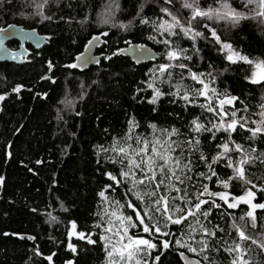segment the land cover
I'll use <instances>...</instances> for the list:
<instances>
[{
    "label": "trees",
    "instance_id": "16d2710c",
    "mask_svg": "<svg viewBox=\"0 0 264 264\" xmlns=\"http://www.w3.org/2000/svg\"><path fill=\"white\" fill-rule=\"evenodd\" d=\"M183 3L184 0H172L171 4L166 0H0V28L13 23L47 36L40 50L27 45L24 64L0 63V95L16 85L30 89L19 96L10 95L0 107V264H108L102 237L108 227L109 210L117 208L116 202L120 214L137 222L129 234L157 245L147 255L139 254L141 264H183L180 252L198 258L201 264H231L232 256L224 249L236 238L233 223L254 239L264 237V209L255 210L253 227L246 216L250 204L241 202L229 208L225 201L208 194L201 199L215 201L220 207L203 205L202 210L210 215L207 219L200 217V222L211 230L216 226L224 229L216 237L193 232L189 227L195 226L192 217L183 224L167 225L158 218L155 222L161 232L169 235L145 233L135 212L143 215L147 197L143 202L138 200L131 183L116 184L107 175L112 173L122 179L121 165L110 162L115 155L113 146L136 147V138L167 139L175 129L178 134L171 139L184 152L181 156L177 148L174 155L192 162L189 175L193 179L186 184L193 203L207 185L210 193H223L228 202H235L234 198L251 189L255 193L252 203L264 204V191H260L264 188V134L253 138L248 131L264 120V81L253 83L251 79L255 64L264 63V16H257L256 5H246V0H196L202 10L227 3L230 10L245 18L233 23L230 19L200 17L189 24L191 10L183 8ZM163 8L172 15L163 13ZM172 16L184 28L190 27L189 35L181 28L174 29L176 35L158 30L160 23L172 22ZM213 29L219 41L211 35ZM93 36L101 38L96 50L103 55L100 61L86 70L69 67ZM165 40L170 43L165 44ZM131 43L150 46L159 58L133 63L118 53ZM224 44L231 48H224ZM8 46L17 48L18 42L11 41ZM172 50L180 53L179 59H168ZM228 54L235 58L229 60ZM166 64L173 67L161 73L160 66ZM178 64L186 67H176ZM50 65L49 79L39 81ZM191 73L198 79L193 80ZM199 80L208 85L214 108L217 100L236 96L234 107H224L227 115L223 120L225 124L233 118L246 121L243 128L238 125L237 131L231 133L230 144L233 148L239 144L244 151L229 155L234 164L245 151L252 157V162L244 165L250 184L234 177L227 159L212 165L216 175L211 180L199 175L210 174L208 164L221 151L217 146L229 137L223 130H213L215 138L212 133L191 130L193 120L207 128L221 123L219 115L207 111L205 99L196 95L202 87ZM157 90L162 95L153 103ZM185 93L191 103L181 98ZM193 138L200 144L189 151L187 141ZM201 154L208 158L207 163L199 159ZM222 181H228L227 188ZM139 190L143 192V186ZM129 203L134 207H128ZM145 222L150 226L153 223L147 218ZM73 224L76 236L70 234ZM80 233L95 243L81 239ZM202 239L208 242L203 253L190 252L182 246L190 244L199 249L197 241ZM165 240L169 242L167 249L163 248ZM245 258L249 264H264V251L252 245Z\"/></svg>",
    "mask_w": 264,
    "mask_h": 264
},
{
    "label": "snow or ice",
    "instance_id": "6c2138e0",
    "mask_svg": "<svg viewBox=\"0 0 264 264\" xmlns=\"http://www.w3.org/2000/svg\"><path fill=\"white\" fill-rule=\"evenodd\" d=\"M166 3L171 4L172 0H166ZM256 5V15L264 16V0H246V5ZM183 8L191 10V21H195L200 17H206L208 19H230L233 23H237L240 19L245 18L242 13H237L234 10H230V6L227 3L221 5L220 8H209L208 10H202L196 4V0H184L182 5ZM163 13L171 16L172 13L169 12L168 8L161 9ZM207 27V26H205ZM181 28L185 35L190 34V27L184 28L181 25L180 21L172 16V22L164 21L159 24L158 30L162 29L164 32L169 33L170 35H176L174 29ZM4 31V30H0ZM195 35H200V33H195ZM211 35L219 41V37L216 35L215 30L211 31ZM98 39V38H94ZM165 44L170 42L165 40ZM93 41H90L91 45ZM3 44V39L0 38V45ZM224 48L230 49L231 46L228 44L223 45ZM169 60H177L180 58V53L172 50L168 52ZM238 59L246 60V57L237 56ZM78 61L82 63L87 62V58L83 55L77 58ZM190 59V57H188ZM229 60H233V56L230 54L228 56ZM234 62V61H233ZM252 63L251 61H248ZM78 64L69 65V67L76 68ZM179 68H185L186 65L178 64L175 65ZM51 67V65H50ZM173 67L171 64L161 65L159 71L164 73L168 68ZM256 72L253 73V83H259L264 81V63L258 62L255 64ZM191 78L197 80L198 77L195 73H191ZM199 83L203 85V88L196 92L198 96H204L211 100L208 91V85L204 83L203 80H199ZM151 87V85H149ZM19 91V89H14ZM212 94H215V89H212ZM177 95H179V90H177ZM162 95L158 90L156 91V96L151 102H155L159 96ZM4 97L0 96V100ZM186 102L191 103L190 97L185 93L182 97ZM234 98H226L219 100V108H214L209 102L207 104V111L214 112L221 117L220 124H213L211 128H207L205 125L198 123L196 120L192 121V131L196 133L209 132L213 134L215 138V131H221L229 133L228 140L217 147L221 149L219 154L212 158L211 163L208 164L210 174L205 175V173H199V175L207 180H211L213 176L216 175V172L212 170V165L218 163L222 159H227V166L233 168L234 177L240 180H243L246 184H250L251 181L246 180L245 178V164L252 162V157L245 151L244 155L240 158L239 161L233 163L230 153L242 152L244 151L239 144H235L234 148L230 147L231 133L237 131V126L240 128L245 126V122L238 121L233 118L230 122L226 123L223 120L224 115L227 113L224 112V105L231 104ZM236 113H232V117H235ZM251 132L252 137H256L259 134H264V120L255 128L248 129ZM175 129L171 133H168L167 139H156L149 141L147 139H135L136 147H132L131 144H128L126 147L121 145H115L112 148V151L115 153L113 157H110V162L113 164L121 165V171L119 176L122 179H118L116 175L108 173L109 178L114 181L116 184H121L122 182H128L132 184V189H135L136 198L140 201H145L147 197L146 207L143 209V215L140 211H136L135 215L138 221V224L142 227L143 232L151 233L153 235L160 234L167 236L169 233L161 232V227L155 221L158 218H162L165 225L171 224H183L188 221L189 217H192L195 222V226L189 225L193 232L199 231L206 237H216L218 232H223L224 229L216 226L215 230H211L205 225L201 224L200 217H207L210 215V212L203 211L202 206L211 203L214 207L219 208L220 205L216 204L215 201H208L201 199L204 194L210 196H217L220 200L225 201L229 208H236L238 203L250 204L251 210L246 213V216L252 221V226L255 227V210L257 208L264 209V204H255L252 203V200L255 196V193L249 189L244 196L239 198H234L235 202H228V197L223 193H210L207 185H203V192L195 198V203L189 199L188 193V184L186 181H191L193 177L189 175L192 171V162L191 160H183L181 158L184 149L174 142L171 137L177 135ZM129 140L132 139L131 136L128 137ZM189 145V151L196 150L200 141L198 139H191L187 141ZM177 148H180L181 156H176L174 153ZM254 151V149H253ZM200 160L207 163V157L203 154L199 157ZM225 188L228 187V181L221 182ZM140 186H143L144 191L139 190ZM109 187H113L109 185ZM255 187V185H253ZM264 191V188L260 189ZM175 193V195H174ZM101 197H104V192L100 193ZM180 202V203H178ZM183 203L185 206H181ZM117 208L120 207L119 202H116ZM128 207H134L129 203ZM107 214V213H106ZM115 218L116 223L113 222ZM146 218L149 221H153L150 226L149 223H146ZM243 219V218H242ZM109 227L106 229L107 232H111L112 236L102 237L105 239L106 243H110L113 237L116 238L115 244H112L111 248L107 250V255L109 257V264H141V261L137 258L140 253L148 254V250L155 249L157 245L152 243L150 239H144L140 237H134L128 234L130 228L137 227V222L132 220V217H125L123 214L118 213L117 210H113L110 213V218L108 220ZM75 228V224H73ZM232 228L235 230V239L232 242V245L224 249L232 256L231 264H249V260L245 257L251 251V246L256 245L261 251H264V237L260 240L254 239L252 236L248 235L246 231L233 223ZM81 239H87L88 243H95L89 236H86L83 233L79 234ZM179 243V241H177ZM200 245L199 249L193 247L190 244H184L183 247H187L190 252H201L203 253L208 248L207 240L197 241ZM71 247V245H70ZM169 247V242L165 240L163 242V248L167 249ZM75 250V249H73ZM183 256V253H181ZM118 257V259H117ZM51 260V257H48ZM159 260V257H156ZM205 260L208 259L207 256L204 257ZM187 264H198L196 261L187 262Z\"/></svg>",
    "mask_w": 264,
    "mask_h": 264
},
{
    "label": "water",
    "instance_id": "95a60500",
    "mask_svg": "<svg viewBox=\"0 0 264 264\" xmlns=\"http://www.w3.org/2000/svg\"><path fill=\"white\" fill-rule=\"evenodd\" d=\"M0 38L3 39V44L0 45V63H14L22 65L26 62V57L28 54V48L27 45L32 46L35 50H40L44 47V45L47 43V36L45 34H40L36 29H26L23 28L20 25L17 24H9L5 27L0 28ZM94 38H98L95 39ZM11 41H17L18 47L17 48H10L8 46V43ZM93 41V43L90 45L89 42ZM87 45L85 46L84 50L76 56L74 64H78L80 70H86L91 66L96 65L100 59L102 58V54H97L96 50L101 42L100 36H93ZM118 53L122 54L123 56L129 57L133 63L135 64H141L143 62H151L155 61L159 58L158 52H156L154 49H152L148 45H143L139 43H131L127 45L126 47L122 48L118 51ZM83 55L85 58H87L86 63H82L78 61V57ZM52 72V68L49 67L48 72L44 74L39 81H45L49 79L50 74ZM19 89V91H15L14 89ZM27 89L26 87L22 85H16L14 86L10 91L1 94L0 96H3L4 98L0 100V107L1 102H3L5 99L9 98L10 95H18L19 93ZM226 98H234L232 101V104L236 100V96L231 95L227 96ZM225 98V99H226ZM183 253V256L181 255ZM180 259L182 260L183 264H187V262L196 261L198 264H201V261L194 257L190 256L185 252L179 253Z\"/></svg>",
    "mask_w": 264,
    "mask_h": 264
},
{
    "label": "rangeland",
    "instance_id": "374dc122",
    "mask_svg": "<svg viewBox=\"0 0 264 264\" xmlns=\"http://www.w3.org/2000/svg\"><path fill=\"white\" fill-rule=\"evenodd\" d=\"M229 55H230V54H228L227 57H228ZM231 55L233 56V59H234L235 56H234L233 54H231ZM256 71H257V69L254 70V72H256ZM254 72H253V73H254ZM251 79H252V81H253V75H252V78H251ZM202 88H203V85H202L201 89H202ZM202 97L205 99L206 104H208V103L210 102L209 99H208L207 97H204V96H202ZM218 102H219V100H217V102H216L217 108H219V103H218ZM225 105H226V104H225ZM114 209L117 210L118 213H120V210H119L118 208L113 207L111 210H109V218H110V213H111ZM121 214H122V213H121ZM113 222L116 223L115 218H113ZM107 226L109 227V224H108ZM108 227H107V228H108ZM70 234L73 235V236H76V235H77L75 228H73V225L71 226ZM128 234H129V232H128ZM129 235H130V234H129ZM107 236H112V233L106 231L105 237H107ZM131 236H132V235H131ZM134 237H135V236H134ZM140 238H143V237H140ZM144 239H146V238H144ZM104 242H105V245L107 246V250H108V249L111 248L112 244H115V242H116V238L113 237V239L111 240L110 243H106L105 239H104ZM117 259H118V257H117ZM108 264H109V257H108ZM121 264H123V262H121Z\"/></svg>",
    "mask_w": 264,
    "mask_h": 264
},
{
    "label": "flooded vegetation",
    "instance_id": "af4514ba",
    "mask_svg": "<svg viewBox=\"0 0 264 264\" xmlns=\"http://www.w3.org/2000/svg\"><path fill=\"white\" fill-rule=\"evenodd\" d=\"M235 102H236V100L234 101V103H233V105H232L233 107H234ZM231 104H232V103H231ZM231 104H230V105H231ZM226 105H228V104H226ZM226 105H224V107H225Z\"/></svg>",
    "mask_w": 264,
    "mask_h": 264
}]
</instances>
